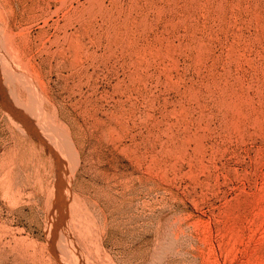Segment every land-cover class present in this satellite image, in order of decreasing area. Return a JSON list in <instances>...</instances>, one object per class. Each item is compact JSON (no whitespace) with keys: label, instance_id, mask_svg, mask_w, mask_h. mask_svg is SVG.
I'll return each instance as SVG.
<instances>
[{"label":"rangeland","instance_id":"374dc122","mask_svg":"<svg viewBox=\"0 0 264 264\" xmlns=\"http://www.w3.org/2000/svg\"><path fill=\"white\" fill-rule=\"evenodd\" d=\"M0 264H264V0H0Z\"/></svg>","mask_w":264,"mask_h":264}]
</instances>
